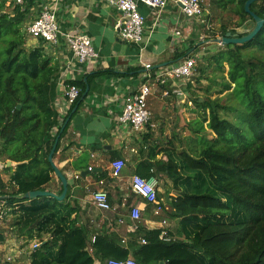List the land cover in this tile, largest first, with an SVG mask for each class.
<instances>
[{
    "label": "trees",
    "instance_id": "obj_1",
    "mask_svg": "<svg viewBox=\"0 0 264 264\" xmlns=\"http://www.w3.org/2000/svg\"><path fill=\"white\" fill-rule=\"evenodd\" d=\"M6 1L0 0V157L18 163L12 176L16 190L8 200L15 203L27 201L24 194L42 190L52 180L54 170L48 157L68 126L63 133L60 129L55 139L50 138L55 121L51 84L56 68L42 48L26 50L22 26L28 9L16 6L13 14L7 13ZM247 1L214 0V4L223 11L233 8L240 18L239 27L247 22L255 26L245 11ZM251 10L264 20V0L253 3ZM253 26L243 33L224 28L222 35L244 36ZM250 49L264 52V26L252 41L227 45L211 58L222 73L229 66L228 79L222 75L219 93L228 92L236 107L223 106L219 99H194L203 118L187 124L196 139L180 157L184 167L207 179L205 189L182 187L185 178L170 154L172 146L164 149L166 161L157 160L163 151L160 146L150 147L148 160L137 168L142 177L150 178L154 169L173 181L176 193L170 194L163 215L167 210L176 220L180 239L170 233L175 240L163 241L161 229L143 225L123 244L122 232L105 227L100 232L91 230L85 221L89 213L72 206L67 196L64 201L39 198L32 200L35 205L27 211V218L35 223L27 226L37 224L39 230L51 233V239L36 250L31 264H96L95 259L103 264L109 258L125 260L130 256L138 264H264V64L243 60V51ZM67 85L80 87L82 94L85 91L84 82ZM220 109L231 112L235 121L223 118ZM207 129L213 139L208 138ZM95 175L97 181L106 177ZM141 238L147 244H142Z\"/></svg>",
    "mask_w": 264,
    "mask_h": 264
},
{
    "label": "crops",
    "instance_id": "obj_2",
    "mask_svg": "<svg viewBox=\"0 0 264 264\" xmlns=\"http://www.w3.org/2000/svg\"><path fill=\"white\" fill-rule=\"evenodd\" d=\"M6 5L10 10L9 12L6 8V12L13 14L16 7L14 0H7ZM45 6L55 13L62 32L75 31L89 37L98 54L94 62L81 64L64 39H60L56 46H49L42 40L27 41V47L31 49L42 48L56 68L51 84L53 109L54 103L63 99L68 82H84L85 85L82 95H86L72 108L70 113L73 115L66 125L68 129L60 137L58 151L54 155L55 164L69 180L68 201L82 212L87 211L88 203H91L92 188H104L113 207L120 211L132 176L140 175L136 172L138 166L148 160L151 146L146 144V138L150 137L148 135L158 125L153 109L158 104L161 106L160 103L165 99L169 101L177 96L171 93L170 85L167 86L169 95H164L166 89L162 86L156 88L148 100L154 118L151 124L155 127L153 130L147 128L142 139L118 122L125 99L144 82L148 70L146 66H150L148 71L156 72L164 66L178 64L199 53L197 23L195 20H188L182 7L176 3H171L162 11L151 10L139 4L140 12L146 18L145 39L142 44H134L121 40L116 29L121 13L104 0L27 1L25 23L28 25L36 19ZM177 32L181 33L180 37ZM188 86L189 84L185 89ZM74 109L76 111L73 113ZM66 120L60 123L55 113L53 126L62 129ZM56 135L51 128L50 138L55 139ZM161 149L163 151L157 156V160L166 161L164 149ZM117 161L125 163L119 179L110 176L112 163ZM17 167L18 163H10V160L0 157V264H31L36 250L51 239V233L39 230L37 224L27 226L30 222L35 223L33 219L27 218V211L35 202H8L16 190L12 176ZM90 167L93 171L85 174ZM96 173L106 174V177L97 181ZM76 175H80V179L77 180ZM51 176L52 180L42 190L60 195L63 191L62 183L54 173ZM137 202L140 203V200ZM142 208L145 209L144 216L152 219V206L144 204ZM94 212L96 211L91 213ZM89 218V227L95 231L94 228L100 226L98 219L94 216ZM153 220L156 221L151 227L155 228L158 218ZM36 244L40 247L34 248ZM8 257L13 259L10 263L6 262ZM97 261L99 260L95 263Z\"/></svg>",
    "mask_w": 264,
    "mask_h": 264
},
{
    "label": "built area",
    "instance_id": "obj_3",
    "mask_svg": "<svg viewBox=\"0 0 264 264\" xmlns=\"http://www.w3.org/2000/svg\"><path fill=\"white\" fill-rule=\"evenodd\" d=\"M27 1L34 0H14L15 5L20 6L23 11L27 6ZM104 2L120 11L121 16L116 23V29L121 40L128 43L142 44L145 39L146 18L140 12L139 4H143L151 10L162 11L171 3H176L182 6V12L188 20L199 21L201 24L206 23L203 19L205 15L203 0H104ZM25 33L27 41L42 40L49 46H56L60 39H64L76 60L81 64L94 62L98 57L89 37L75 31L62 32L55 13L46 6L39 16L27 25ZM176 34L179 37L181 36L180 32ZM197 59L198 54H194L178 64L164 66L156 72L148 71L150 66H146L148 70L145 73L144 82L137 91L125 99L122 112L118 117L119 124L129 128L138 136H143L149 126L154 128L155 125L151 124L152 113L149 109L148 100L159 86L166 89L164 95H169L167 86L170 85L171 93L185 103L187 99L185 86L193 82L192 79L196 75ZM81 95L82 91L78 86L66 85L63 99L54 103L56 117L60 123L67 119ZM59 129L56 126L52 127L54 135L57 134ZM124 168V161L112 163L110 176L115 179L121 178ZM88 170L92 172L93 168L90 167ZM152 172L150 178L137 174L132 176L130 181L131 194L126 188L127 193L121 204V209L125 211L124 214L118 213V208L113 207L105 189L100 188L91 193L90 202L95 209L103 213H114L117 216L113 219L116 220V229H114L116 232L120 233L126 227V232L124 234L120 233L123 244H126L130 236L141 229L143 221L146 222L147 227L150 225L149 229H161L159 236L161 240L167 242L175 240L169 235L171 233L169 230L170 225L167 219L163 217L165 200L159 197L160 180L154 169ZM75 178L80 179V175H76ZM132 197L135 199L130 202ZM137 200L144 201L145 205L152 206V219H144L145 209ZM154 218H158V225L152 228L151 225L155 224L156 221L153 220ZM94 242L95 236L91 240L92 244ZM141 242L144 245L147 244L145 238H141ZM38 247H40L38 244L34 246V248ZM90 252L94 253L92 247H90ZM12 260L11 257H8L6 262L10 263ZM96 260L99 259H95V262ZM96 264H101V261H97ZM104 264H138V262L130 256L125 260L109 258L104 261Z\"/></svg>",
    "mask_w": 264,
    "mask_h": 264
},
{
    "label": "rangeland",
    "instance_id": "obj_4",
    "mask_svg": "<svg viewBox=\"0 0 264 264\" xmlns=\"http://www.w3.org/2000/svg\"><path fill=\"white\" fill-rule=\"evenodd\" d=\"M203 6L205 9V15L203 19L206 21L205 24H201L199 21L197 23V45L198 51V59H197V69L196 75L192 79L191 88L186 87V102L182 103L180 100L175 98L172 100L170 99L167 101L166 99L160 103L161 106L158 104L153 110L155 111V120L158 122L155 131H150V136L147 139L148 146H160L163 149L172 146L174 149L170 151L171 156L174 160L178 161L180 164V172L183 174L185 180L181 181L182 187L189 190V187H194L193 190L197 188L196 191L200 190L203 191L208 184L207 179H205L200 174H195L189 171L186 167H184V160L180 157V152L184 150H188V143L191 140H195L196 136H194L188 130L187 124L196 121L198 119L203 118L202 110L196 106L194 103L195 98H209V99H219V103L223 106L228 107H236L237 102L233 100H229L228 92L223 94L219 93L221 90L222 82V75L228 79V71L229 66L226 65L225 71L222 73L215 63H212V59L216 56L221 50L224 49L225 46L212 44L211 40L216 38L223 37L222 33L224 32L223 29L226 28L227 30H235L238 33H243L248 29H251L253 26L252 22H247L244 27H239L238 23L240 22L239 16L236 15L233 8H228L226 11L219 9L215 4L214 0H203ZM7 8V5H6ZM8 9V8H7ZM6 9V11H7ZM10 12V10L8 9ZM7 11V12H8ZM27 24L24 23L22 26V30L25 32ZM254 27V26H253ZM1 47V46H0ZM30 47H27L26 43V50H30ZM242 58L246 63L253 62V63H263L264 64V52H260L255 49H250L243 51ZM212 64V65H211ZM191 100V102H190ZM153 111V113H154ZM242 111V110H241ZM152 113V110H151ZM220 115L223 118H226L230 121H235L233 114L226 109H220ZM207 119H209V111H207ZM154 120V118H152ZM208 121L204 124L207 127ZM148 129L153 130L152 127H148ZM208 138L213 139L214 134L207 129ZM144 136V135H143ZM140 136V139L143 138ZM150 139V140H149ZM157 176L160 180V191L161 197L165 200L166 208L168 205V199L170 194L176 193L175 188L173 186V181L168 178L163 173H157ZM192 187V188H193ZM98 188H92L91 193L96 191ZM104 189V188H102ZM128 192H130V183L127 186ZM133 196V195H132ZM132 197L130 200H133ZM166 210V209H165ZM94 212L93 214L91 212ZM88 217L85 216V221L90 223V217L94 216L98 219V223L100 226L97 228L95 227V231H99L104 227L107 229H116V220H113L114 215L110 213H103L97 211L92 203H88L87 207ZM124 210H120L118 213L124 214ZM166 210V216L163 215L165 219H167L169 223V230L172 234H174L175 239H180V235L177 233V222L173 220ZM92 214V215H91ZM117 218V216H116ZM144 219H149L144 217ZM161 220V219H159ZM105 222V225H104ZM146 226V222H142V226ZM126 232L121 230V232ZM122 232V234H124ZM177 233V235H176Z\"/></svg>",
    "mask_w": 264,
    "mask_h": 264
},
{
    "label": "water",
    "instance_id": "obj_5",
    "mask_svg": "<svg viewBox=\"0 0 264 264\" xmlns=\"http://www.w3.org/2000/svg\"><path fill=\"white\" fill-rule=\"evenodd\" d=\"M258 1H260V0H248L245 4L246 13L249 14L253 18V20L255 21V26L247 35L238 36L237 34H232L231 32H228L225 36H223L221 38H216V39L211 40V43L222 45V46H227V45H242V44H245L247 42L252 41L260 33V31L262 30V28L264 26V20L251 10L252 4L255 2H258ZM87 91H88V89H87ZM85 95L86 94H84V96ZM75 111H76V109H74L73 113ZM69 121H70V117L67 118L64 126L61 129V133H63V131H64L66 125L69 123ZM60 137H61V135H59L57 137V139L55 140V143H54L52 150L49 154L48 161L51 164L52 169L54 170V174L62 183V187H63L62 193L60 195H57V194H55L51 191H48V190H36V191H31V192L24 194L23 195L24 199L35 200V199H39V198H51V199H56L58 201H64L65 200L67 193H68V189H69V180L65 177V175L61 172V170L57 167V165L54 162V155L56 153ZM10 163H11V161H10ZM84 173L90 174L91 171L88 170V171H85ZM160 264H165V263L161 262Z\"/></svg>",
    "mask_w": 264,
    "mask_h": 264
}]
</instances>
